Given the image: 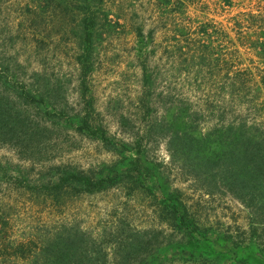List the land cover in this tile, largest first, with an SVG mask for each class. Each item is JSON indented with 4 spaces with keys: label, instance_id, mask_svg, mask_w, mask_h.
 I'll use <instances>...</instances> for the list:
<instances>
[{
    "label": "rangeland",
    "instance_id": "374dc122",
    "mask_svg": "<svg viewBox=\"0 0 264 264\" xmlns=\"http://www.w3.org/2000/svg\"><path fill=\"white\" fill-rule=\"evenodd\" d=\"M64 1L43 11L40 1L0 0V57L19 73L8 92L43 94L15 100L19 134L0 140V264H245L237 259L253 251L264 261V206L250 176L244 187L231 173L201 176L170 125L182 112L189 129L211 133L200 146L210 155L223 146L215 129L230 122L264 135V63L234 26L264 0L166 10L104 0L107 20L85 55L76 4ZM180 214L230 258L190 251Z\"/></svg>",
    "mask_w": 264,
    "mask_h": 264
},
{
    "label": "trees",
    "instance_id": "16d2710c",
    "mask_svg": "<svg viewBox=\"0 0 264 264\" xmlns=\"http://www.w3.org/2000/svg\"><path fill=\"white\" fill-rule=\"evenodd\" d=\"M35 1L42 2L41 5L36 8L44 11L47 3L52 0ZM155 1L156 6L163 10H166V7L169 6L172 1H174L175 5L176 3L179 5L182 4L180 0ZM64 2L69 5L76 4L77 11H74V13L77 17L74 18L72 24L76 30L75 35L78 37L79 43L82 44L83 55H85V53L89 54V49L94 46L95 33L104 25L103 21L107 20V12L103 6L104 0H65ZM44 3L46 5H44ZM33 10L35 11V9ZM160 13H162V11H160ZM239 16V19L234 21L236 33L238 34L237 40L240 41L242 47L249 48L264 63V10L263 12L257 13L243 12L240 13ZM135 35L137 37H143L142 27L140 25L135 27ZM141 57L140 51L138 58L141 59ZM141 69L143 78L146 80L145 82H148L151 79V74L144 62L141 63ZM31 75H37V72L33 71ZM10 76L15 80L19 79V73H17V71H10V64L4 63L3 58L0 57V140L2 141H10L13 137L17 139L18 135H16V133L19 134L20 127L17 123L19 122L20 112L17 109L18 106L16 105V107L14 104L17 103L15 100H23L24 103L25 101L38 103L43 100V94L39 93V89H36V87L28 88L26 85H22L19 91L18 88L15 87L11 89L13 93H9ZM258 77V82L261 84V87L264 88V68L259 73ZM186 116L187 115H184L182 112L172 113L170 125L174 126V138L183 140L186 143L187 147L184 154L189 152L186 154L187 159H200V161L196 162L194 165L190 164L189 166L192 168L196 167L197 171L202 174L201 176H212L213 180L216 178L215 174L218 172L224 174V179L227 173H231L237 181L234 184L241 182L240 186H243L246 177L250 176L249 179L252 180L250 185L254 187L253 192L262 196L261 206H264V190L259 189L262 182L258 179L259 175H261V177L264 175V135L248 132L251 126H246L245 123L236 125L230 122L226 126V129L224 127H222V129H215L216 131L213 134L221 138L220 143L223 144L222 148L224 146H226V148H221L218 152L210 155L206 153L205 149H201L200 146L204 143L206 145L211 144L213 138L210 136H212V134L200 135V133H196L194 129H189ZM180 128L183 129L181 133ZM232 161L233 166L231 165ZM78 178H85L87 181L90 180L88 177ZM254 180L255 182L259 181V184L254 183ZM60 185L61 183H58L56 186ZM173 202L172 206L176 210V203L173 204ZM179 217L181 224L190 228L188 230L187 241L190 251L214 254L215 257L224 259L230 258L231 255L227 252L215 249L209 243V239L204 235L200 233L195 235V232H197L196 227L192 222L188 223L183 214H180ZM237 260L245 264H264L262 257L254 253V251Z\"/></svg>",
    "mask_w": 264,
    "mask_h": 264
}]
</instances>
